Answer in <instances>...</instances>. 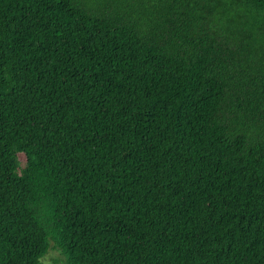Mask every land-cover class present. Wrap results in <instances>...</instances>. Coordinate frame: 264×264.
<instances>
[{"label": "trees", "instance_id": "1", "mask_svg": "<svg viewBox=\"0 0 264 264\" xmlns=\"http://www.w3.org/2000/svg\"><path fill=\"white\" fill-rule=\"evenodd\" d=\"M50 241L264 264V0H0V264Z\"/></svg>", "mask_w": 264, "mask_h": 264}, {"label": "rangeland", "instance_id": "2", "mask_svg": "<svg viewBox=\"0 0 264 264\" xmlns=\"http://www.w3.org/2000/svg\"><path fill=\"white\" fill-rule=\"evenodd\" d=\"M23 162L26 161L25 157H21ZM41 264H67V258L63 254L62 250L58 248L55 242L50 241V251L41 260Z\"/></svg>", "mask_w": 264, "mask_h": 264}]
</instances>
